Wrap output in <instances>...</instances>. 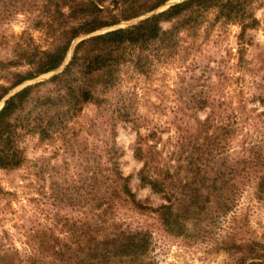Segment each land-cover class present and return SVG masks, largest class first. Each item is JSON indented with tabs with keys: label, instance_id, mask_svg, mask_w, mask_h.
<instances>
[{
	"label": "trees",
	"instance_id": "trees-1",
	"mask_svg": "<svg viewBox=\"0 0 264 264\" xmlns=\"http://www.w3.org/2000/svg\"><path fill=\"white\" fill-rule=\"evenodd\" d=\"M168 1L0 0V26L19 13L24 15L27 22L19 34H14L12 47L7 51L9 57L0 59V71L10 69L9 76L4 75L6 83H0V101L22 83L57 71L72 48L70 58L62 69L46 79L23 86L4 100L0 108V168L15 169L26 160L24 150L19 145L25 130H32L41 141H45L55 133L60 135L61 126L56 125L65 122L62 116L75 118L84 105H92L97 113V123L101 125L97 128L102 129L106 138L111 139L119 122L133 125L136 130L133 154L142 163L138 170L139 180L165 200L156 207L141 205L129 186V178L118 167L115 143L96 147V166L85 167L77 179H74L76 176L71 177L72 184L69 186L80 191L79 197L70 199L66 193L68 186L62 187L66 200L75 199L82 208L91 204V210L94 209L92 216L83 215L92 220L78 226L81 231L80 242L89 251L87 259L82 261L85 264H107L112 258L143 262L144 256L150 251L149 229L140 226L132 228L129 225L124 227L109 217L118 201L124 200L136 209L150 210L167 232L180 236L187 232L190 217L199 216L208 202L217 206V215L220 211L230 210L236 201L234 196L239 193L231 188L238 186L244 190L251 186L254 189L253 198L256 201L264 199L263 138L242 142L238 153L241 166L236 169L237 181L227 185L228 181L221 179L230 172L221 174V177L212 180L202 202L197 201L201 194L198 193L200 188L193 189L191 198L186 195V199L180 189H185L187 182L176 183L171 167H187V178L199 175L200 168L195 155L205 145H216V132L209 134L205 130V136L193 145L190 156H182V151L172 145L171 150H167V157V154L164 155V146L161 148L157 141L161 140L159 133L162 125H147L145 133L140 131L147 119L137 108L138 86L135 83L127 85L135 75L137 78L151 77L161 64L176 62L181 66L191 60L194 66L199 65L194 59L203 60V47L208 44L209 30L218 22L238 25L237 60L244 61L246 31L259 23L257 17L248 10L251 0H182L134 24L85 37L156 11ZM210 12H213L212 18ZM32 31L39 34L38 38L33 36ZM211 58L209 56L207 61L210 62ZM222 59L221 54L218 61ZM42 88L46 90L42 91ZM259 88L257 99L264 106V87ZM191 99L196 100L194 97ZM215 101L219 100H216L213 91L197 100L201 108L209 109L205 118L198 122L208 128L213 126L217 130L222 129L223 149L227 154L230 152V136L235 130L232 124L240 121L245 113L237 115L234 110H230L227 99L222 97L219 102L221 110L216 119ZM29 103H33V108L27 114H21ZM255 115V125L264 124V111ZM187 117L189 114L182 112L180 117L175 114L172 121L177 134L175 143H181L182 148L189 145L181 142L185 138L184 133L190 129ZM229 119L231 123L226 121ZM86 123L88 126L97 125L93 119L85 120ZM212 158L210 153V157L206 158L209 160L202 167L205 168ZM85 162L89 160L85 159ZM202 181L205 184V178ZM218 181L221 182L219 186ZM43 239L38 237L37 245L33 247L40 254L46 248ZM232 244L235 246L234 242ZM240 247L243 246L238 245L236 248ZM245 251L239 260L245 261L248 256L250 261L247 264H264V246L259 241H252ZM31 256L36 261L40 259L36 253ZM29 259H21L17 253L13 257L0 244V264H33L34 261Z\"/></svg>",
	"mask_w": 264,
	"mask_h": 264
},
{
	"label": "rangeland",
	"instance_id": "rangeland-1",
	"mask_svg": "<svg viewBox=\"0 0 264 264\" xmlns=\"http://www.w3.org/2000/svg\"><path fill=\"white\" fill-rule=\"evenodd\" d=\"M180 1L182 0H169L160 9L163 10ZM248 10L257 17L259 23L246 31L244 61L237 60L238 25L218 22L209 30L208 44L203 47L205 55L202 57L203 60L194 59L199 65L194 66V61L191 60H187L181 66L176 62L161 64L151 77L137 78L135 75L127 84L135 83L138 86L137 108L147 119V122L141 125L140 131L145 133L147 125L149 127L162 125L159 133L161 140L157 141L161 148L164 146V155L173 145L176 150L182 151V156L188 157L191 155L193 145L205 136V130L209 134L216 132V145L214 147L205 145L204 149L195 155L197 166L200 168L199 175L187 178L189 173L186 174L187 167L178 169L171 167L176 183L187 182L185 189H180L186 199V195H190L191 198L193 189L200 188L198 193L201 194L197 201L202 202L212 180L221 177V174L230 172L221 179L228 181L227 185L237 181L236 169L241 166L238 153L242 142L264 139V124L255 125L254 122L255 114L264 111V106L257 99L259 87H264V0H251ZM212 13H209L211 18ZM25 19L24 15L19 13L0 26V59L9 57L10 53L7 51L12 47L14 34H19L27 26ZM126 25L129 24L126 22L119 24ZM32 34L38 38L39 34L36 31H32ZM71 52L72 48L64 64L69 60ZM198 54L199 52L196 53ZM221 54L223 62L218 61ZM209 56L213 57L210 62L207 61ZM9 72L10 69L0 71V83H6L4 75L9 76ZM54 73L56 71L28 80L10 92H16L23 86L46 79ZM45 90L42 88V91ZM212 91L216 100H219L215 101L216 119L221 110L219 102L222 97L227 99L230 110H234L237 115L245 113L240 121L232 124L235 130L230 136L231 142L228 145L230 152L227 154L223 149L222 129L217 130L213 126L208 128L198 122L205 118L209 109L201 108L197 100ZM191 97L196 100H192ZM31 108L33 103L27 104L21 114H27ZM182 112L189 114L187 119L190 128L184 133L185 138L181 141L182 144H189L184 148L181 147V143H175L177 134L172 122L175 114L180 117ZM96 116V110L92 105H84L75 118L62 116L65 122L56 125L61 126L60 135L55 133L45 141H41L32 130H25L19 145L24 150L26 160L15 169L0 168V244L13 257L16 253L24 260L29 257L30 261H34L33 264H85L82 261L87 259L89 251L80 242L79 227L82 222L92 220L84 216H92L94 209L91 210V204H86L84 208L80 207L81 204L75 200L79 197L80 191L69 185L72 184L71 177L79 178L78 174H82L85 167L96 166V147L115 143L118 167L122 174L129 178V186L141 205L156 207L165 202L161 194L152 191L139 180L138 170L142 163L133 154L136 141V130L133 125L129 122H119L110 139L106 138L102 129H98L101 125L97 123ZM88 119L89 121L93 119L96 127L88 126L87 123L85 125L84 122ZM226 121L231 123V119ZM210 153L213 158L203 168L202 164L209 160L206 158L210 157ZM85 159L89 162H85ZM202 178H205V184ZM220 184L218 181L217 186ZM63 186H68L67 195L70 199L72 197L75 199L71 201L65 199V195L62 194ZM237 188L230 190L239 193L242 191V194L236 193L234 196L236 201L230 210L220 211L221 213L217 215V206L208 202L199 216L190 217L187 232L180 236L167 232L150 210L136 209L124 200L118 201L109 217H113L114 223L124 227L129 225L132 228L140 226L149 229L150 251L144 256L143 262L112 258L107 264H247L250 261L247 259L248 256L245 261L239 260L243 250L246 253L247 245L252 241H259L264 246V199L256 201L251 186L244 190L239 188V191ZM38 237H44L43 241H46V248L42 254L33 250ZM238 245L243 247L237 249ZM33 253L40 258L38 261L31 256Z\"/></svg>",
	"mask_w": 264,
	"mask_h": 264
},
{
	"label": "water",
	"instance_id": "water-1",
	"mask_svg": "<svg viewBox=\"0 0 264 264\" xmlns=\"http://www.w3.org/2000/svg\"><path fill=\"white\" fill-rule=\"evenodd\" d=\"M161 9H157L156 11H153V12H151V13H148V14H145V15H142V16H139V17H137V18H135V19H133V20H130V21H127L126 22V24H134V23H136V22H138L139 20H141V19H143V18H145V17H147V16H150L151 14H153V13H156V12H158V11H160ZM115 27H120L119 25H117V26H113V27H110V28H108L107 30H111V29H113V28H115ZM106 30V31H107ZM94 34H98V33H96V32H93V33H91V34H89V35H86L85 37H88V36H91V35H94ZM84 38V37H83ZM57 72V71H56ZM18 87V86H17ZM15 92V91H14ZM14 92H9L1 101V106L3 105V102H4V100L8 97V96H10L11 94H13ZM1 106H0V108H1Z\"/></svg>",
	"mask_w": 264,
	"mask_h": 264
}]
</instances>
